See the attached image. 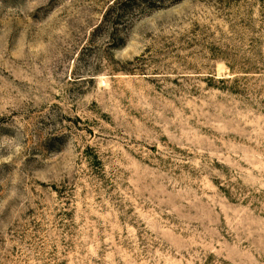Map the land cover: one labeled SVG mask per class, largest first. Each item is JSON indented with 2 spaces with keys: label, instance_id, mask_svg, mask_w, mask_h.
Returning <instances> with one entry per match:
<instances>
[{
  "label": "rangeland",
  "instance_id": "374dc122",
  "mask_svg": "<svg viewBox=\"0 0 264 264\" xmlns=\"http://www.w3.org/2000/svg\"><path fill=\"white\" fill-rule=\"evenodd\" d=\"M114 2L0 0V264H264V0Z\"/></svg>",
  "mask_w": 264,
  "mask_h": 264
},
{
  "label": "trees",
  "instance_id": "16d2710c",
  "mask_svg": "<svg viewBox=\"0 0 264 264\" xmlns=\"http://www.w3.org/2000/svg\"><path fill=\"white\" fill-rule=\"evenodd\" d=\"M115 4V5H114ZM114 8H118L120 11H132L134 7H146L149 5V2L147 0H116V3H113ZM149 7V6H148ZM163 6H158L156 9H161ZM151 8L155 9V6H152Z\"/></svg>",
  "mask_w": 264,
  "mask_h": 264
}]
</instances>
